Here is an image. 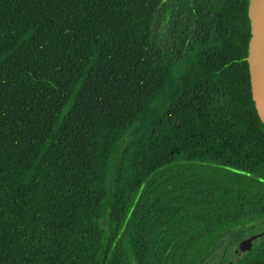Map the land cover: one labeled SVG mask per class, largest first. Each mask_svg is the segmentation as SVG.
I'll use <instances>...</instances> for the list:
<instances>
[{
    "label": "trees",
    "instance_id": "obj_1",
    "mask_svg": "<svg viewBox=\"0 0 264 264\" xmlns=\"http://www.w3.org/2000/svg\"><path fill=\"white\" fill-rule=\"evenodd\" d=\"M248 8L0 0V264H264Z\"/></svg>",
    "mask_w": 264,
    "mask_h": 264
},
{
    "label": "water",
    "instance_id": "obj_2",
    "mask_svg": "<svg viewBox=\"0 0 264 264\" xmlns=\"http://www.w3.org/2000/svg\"><path fill=\"white\" fill-rule=\"evenodd\" d=\"M248 15L251 24L249 42V64L252 96L258 115L264 124V0H249ZM264 233L254 235L240 243L238 251L242 254L252 248L253 242Z\"/></svg>",
    "mask_w": 264,
    "mask_h": 264
},
{
    "label": "rangeland",
    "instance_id": "obj_3",
    "mask_svg": "<svg viewBox=\"0 0 264 264\" xmlns=\"http://www.w3.org/2000/svg\"><path fill=\"white\" fill-rule=\"evenodd\" d=\"M190 169V170H193L195 172H202L203 170H208L209 172L211 171H214L216 169V166H213V165H200V164H197V163H189V162H186V161H180L178 162L177 164H175V166L171 167L170 169ZM116 227L115 224L112 225V229L114 230ZM238 250H232L231 251V258L234 259V260H237L239 257H241V254L237 253Z\"/></svg>",
    "mask_w": 264,
    "mask_h": 264
},
{
    "label": "flooded vegetation",
    "instance_id": "obj_4",
    "mask_svg": "<svg viewBox=\"0 0 264 264\" xmlns=\"http://www.w3.org/2000/svg\"><path fill=\"white\" fill-rule=\"evenodd\" d=\"M252 237V236H251ZM250 238V237H249Z\"/></svg>",
    "mask_w": 264,
    "mask_h": 264
}]
</instances>
